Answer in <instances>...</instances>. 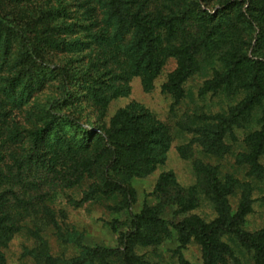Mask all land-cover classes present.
Returning <instances> with one entry per match:
<instances>
[{"label": "trees", "instance_id": "16d2710c", "mask_svg": "<svg viewBox=\"0 0 264 264\" xmlns=\"http://www.w3.org/2000/svg\"><path fill=\"white\" fill-rule=\"evenodd\" d=\"M170 60L164 120L134 100L107 115ZM169 153L192 183L162 171L135 211L133 182ZM263 157L264 0H0V264L18 236L23 264H157L139 251L169 243L176 264L189 245L264 264L247 228ZM61 199L101 207L116 245L85 244Z\"/></svg>", "mask_w": 264, "mask_h": 264}, {"label": "rangeland", "instance_id": "374dc122", "mask_svg": "<svg viewBox=\"0 0 264 264\" xmlns=\"http://www.w3.org/2000/svg\"><path fill=\"white\" fill-rule=\"evenodd\" d=\"M174 67V61L170 60L164 67L162 75L155 81V88L151 93L143 92L139 80L133 79L131 82V94L129 97L113 101L109 106L107 115L111 116L116 110L126 106L129 102L134 100L144 105L147 109L156 114L158 118L164 120L166 118L168 100L160 93V85L163 82L166 74ZM200 82L201 81L197 79L192 80L188 85L189 90L196 92ZM235 148H238V145H236ZM261 161L264 166V157ZM231 164V158L225 160L223 163V172H230ZM168 170L173 171L177 176V180L185 186L190 185L193 181L189 167L184 162L178 160L175 154L169 153L166 164L163 167L158 168L149 177L143 180H135L133 182V188L136 194L135 211L140 209L144 200V196L152 191L158 174L162 171ZM253 198L255 199L253 203V212L248 217L247 222V228L252 231L264 228V178L261 183H258L253 194ZM58 202L59 206H62L67 212L69 223L74 225L76 229L83 235V242L85 244L90 246L105 247H114L116 245L115 234L104 225V222L107 220V215L103 213L101 207L97 205H84L81 208L74 209L66 205L64 199L58 200ZM199 212L205 216H209L210 214L208 207H201ZM27 244L28 243L26 240L21 236H18L13 240L6 252L8 264H23L24 260L20 261L19 257L22 252V247ZM174 248L175 245L169 243L155 251L143 249L140 250L139 253L147 254L149 259L156 262L157 264H176L175 257L172 256L171 253V250ZM183 254L184 258L189 262V264H201L200 252L196 245H189Z\"/></svg>", "mask_w": 264, "mask_h": 264}]
</instances>
